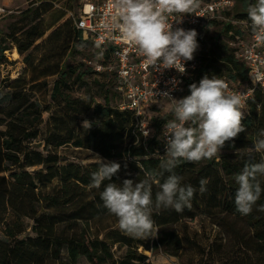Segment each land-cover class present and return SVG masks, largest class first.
Wrapping results in <instances>:
<instances>
[{
    "label": "trees",
    "instance_id": "trees-1",
    "mask_svg": "<svg viewBox=\"0 0 264 264\" xmlns=\"http://www.w3.org/2000/svg\"><path fill=\"white\" fill-rule=\"evenodd\" d=\"M54 2L32 0L28 8L20 12V19L27 23L13 35L0 36V65L9 62L5 52L12 49L10 42L26 64L38 68L34 51L42 45L37 42L52 30L50 39L63 26L58 24L64 13ZM232 8L223 12L230 20ZM47 17L52 18L51 24H47ZM236 17L238 19L227 25V31L232 32L228 42L214 39L213 43H208L205 34L198 33L201 52L198 47L194 54L201 61L198 81L207 74L252 85L249 67L236 54L239 43L248 41L250 37H247L252 34L250 21L246 10ZM216 20L195 30L202 31ZM70 29L73 55L81 52L80 45L96 49L76 24ZM98 53L92 55L95 57ZM91 74L104 80L101 89L107 92L105 102L75 95V89L85 84ZM52 75L57 78L51 98L59 110L52 113L51 128L43 143L38 140L45 109L32 96L41 77L28 79L21 75L13 80L8 77L4 88L0 89V93L7 90L0 98V264H79L81 257L90 264H155L146 251L152 255L179 257L185 243L193 242L188 236L187 221L198 216L209 218L234 241L236 248L231 264H245L249 259L251 264H264V212L257 210L264 205V193L251 214L241 215L234 206L237 185L233 179L245 163L244 158L236 156L235 150L251 147L257 133L264 129V87L256 88L248 103V114L243 121L246 132L239 134L234 142H226L221 155L198 163L182 162L177 167L175 171L184 177L183 183L192 185L197 192L190 207L183 211L161 209L158 214L154 213L159 230L155 238L148 240L133 238L121 229L108 232L105 237L92 233L91 221L109 214L99 195L103 186L100 190L87 187L98 163H63L51 148L73 146L93 150L121 165L120 180L130 172L134 180L142 179L143 170L157 168L165 152L161 135L169 116L149 120L153 131L147 136L140 130L135 113L121 108L123 96L117 89L114 74L100 73L85 61L77 66L59 64L46 76ZM110 94L121 98L119 105L111 104ZM189 94L187 86L180 96ZM85 119L91 122L90 128H83ZM260 158L257 154L256 160ZM201 178L208 180L203 194L199 192ZM55 181L57 184L53 186ZM113 181L117 178L113 177ZM157 190L154 185L153 195ZM181 224L187 230L186 235L178 228ZM198 246L203 257L212 254L214 245Z\"/></svg>",
    "mask_w": 264,
    "mask_h": 264
},
{
    "label": "clouds",
    "instance_id": "clouds-1",
    "mask_svg": "<svg viewBox=\"0 0 264 264\" xmlns=\"http://www.w3.org/2000/svg\"><path fill=\"white\" fill-rule=\"evenodd\" d=\"M199 2L113 0L112 22L150 66L176 69L183 74L185 63L194 59L199 47L198 33L195 29L174 27L169 17L192 14ZM246 12L256 43L264 44V0L249 2ZM259 79L257 77L254 83ZM189 92L179 99L169 92L162 94L163 99L172 101L173 119L163 126L165 152L157 168L144 169L142 179L120 180L121 165L115 161L105 162L95 155L98 167L90 174L87 187L100 190L103 186L99 191L103 207L116 217L121 231L133 238L147 239L158 232L153 216L161 209L180 212L190 207L197 189L184 184V177L176 173L182 162L211 160L221 155L226 142H234L239 134L246 132L244 94L229 90L223 79L206 74L198 83L189 85ZM82 126L90 128L91 122L85 119ZM235 154L244 158L245 163L233 177L237 185L234 206L239 214L249 215L264 193V129L257 133L251 147L236 149ZM257 154L261 156L259 161ZM113 177L117 178L116 182ZM207 183L206 178L199 181L201 194L206 192ZM154 185L158 190L153 195ZM257 210L264 212V205Z\"/></svg>",
    "mask_w": 264,
    "mask_h": 264
},
{
    "label": "rangeland",
    "instance_id": "rangeland-1",
    "mask_svg": "<svg viewBox=\"0 0 264 264\" xmlns=\"http://www.w3.org/2000/svg\"><path fill=\"white\" fill-rule=\"evenodd\" d=\"M32 0H26L24 4L18 8H13L14 13L7 15L5 17L0 16V36H9L15 34L19 28L23 27L25 23L20 19V12L28 8ZM38 1V0H35ZM55 7L64 13L63 20L58 25H63L59 32L54 34L48 39L49 35L52 33V30L49 31L46 36L37 42L42 45L40 49L34 51V59L36 64L39 65L38 68L33 69L28 64L25 63L23 56H21L17 50V47L10 42L8 45L12 47L5 52L8 61L7 63L0 65V89L4 88L6 80L10 77L12 80L17 77L24 75L28 79L39 78L41 81L40 84H37L32 91V96L37 100L44 111V124L42 126V134L38 142L43 143L44 137L49 133L51 126V116L52 113L59 110L57 105L53 102L51 98L54 80L57 76H46L49 73V70L54 71L59 64H69V65H80V63H85L86 60L97 61L98 55L97 50L92 46L80 45L78 49L80 53L73 55L72 54V41L71 38V29L76 18L80 15V10L90 0H54ZM210 0H200L199 4L207 2ZM249 2L246 0H236V5L232 8L230 20L226 16L216 20L217 22L210 24L209 27L202 31H197V33L205 34L204 37L207 38L208 43H213L214 39L221 41H229L230 35L232 32L227 31V25L230 22H234L238 19L236 16L246 10L247 4ZM47 24L52 23V18H46ZM244 28L245 26L241 24ZM246 28V27H245ZM248 30V29H247ZM248 32V31H247ZM20 35V33H18ZM248 36V35H247ZM250 35L247 37L249 38ZM211 45V44H210ZM201 48L199 47V53ZM92 58V59H91ZM49 69V70H47ZM104 80L97 77L94 74L87 76V82L82 84L80 87L76 88L75 95L83 98L94 97L96 101L105 102L106 89H101V83ZM107 81V80H106ZM3 91V90H2ZM5 90L3 93H0V98H3ZM103 93V95H101ZM111 104L119 105L121 98L119 96L112 97L109 95ZM179 98H182L180 96ZM178 98V99H179ZM7 100H4L6 103ZM172 101H164L156 105L155 108L150 109L148 113V119L151 120L155 117L163 118L168 115L169 120L173 119L172 115ZM54 153H57L62 158V162H77L83 165H89L91 163H97L95 155L102 157L100 154L94 152L93 150L80 149L73 146H63L59 148H51ZM103 158V157H102ZM105 162H111L103 158ZM133 179L132 172L129 175H125L123 179ZM122 179V180H123ZM57 181L53 184L56 185ZM52 187V186H51ZM50 190V188H49ZM188 236L193 240L192 244L190 242L185 243L184 251L179 257L165 255V254H156L146 251L147 255L150 256V259L155 264H231V261L234 257L232 254L233 250L236 248L235 243L232 240H229L222 229L217 225H214L211 220L204 216H198L195 220H188ZM92 233H101L102 237H105L108 232L120 230L118 221L115 216L111 214L104 215L93 219L90 223ZM180 232L183 235L187 234L183 225L178 226ZM156 237V233H153L152 236L147 238L151 240ZM199 245L202 247L208 248L211 245L213 246L212 254L204 256L201 251H199ZM125 248L122 249L124 251ZM253 255V254H252ZM166 262V263H165ZM79 264H90L86 258L81 257ZM245 264H251L250 259L245 262Z\"/></svg>",
    "mask_w": 264,
    "mask_h": 264
},
{
    "label": "built area",
    "instance_id": "built-area-1",
    "mask_svg": "<svg viewBox=\"0 0 264 264\" xmlns=\"http://www.w3.org/2000/svg\"><path fill=\"white\" fill-rule=\"evenodd\" d=\"M234 4L235 0H210L199 4L192 14H185L183 17L182 14H173L169 17V23L186 30L195 29L212 19H221L223 12L231 9ZM6 12L5 8L0 7V15ZM113 15V0H90L81 8L75 24L83 31L85 39L93 42L99 52L97 61L86 62L100 73L114 74L117 89L123 96L121 108L134 112L140 130L150 136L153 131L148 119L150 109L161 102L171 101L163 99L164 92H169L172 97L178 99L187 86L198 83L197 75L201 61L194 55L193 60L185 63L186 71L183 74L176 69L150 66L114 26ZM238 46L237 57L249 67L252 85L223 80L229 90L244 94V112L247 115L248 103L253 99L256 88L264 87V44H257L251 34L248 41H241ZM257 77H260L259 82L254 83ZM161 138L163 142L162 135ZM163 148L165 150L164 143Z\"/></svg>",
    "mask_w": 264,
    "mask_h": 264
},
{
    "label": "crops",
    "instance_id": "crops-1",
    "mask_svg": "<svg viewBox=\"0 0 264 264\" xmlns=\"http://www.w3.org/2000/svg\"><path fill=\"white\" fill-rule=\"evenodd\" d=\"M26 0H0V7H3L7 10L6 13L1 14L0 16L5 17L14 13L13 8H18L24 4Z\"/></svg>",
    "mask_w": 264,
    "mask_h": 264
}]
</instances>
